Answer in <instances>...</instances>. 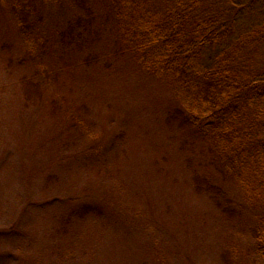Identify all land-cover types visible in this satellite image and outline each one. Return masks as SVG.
<instances>
[{
    "label": "trees",
    "instance_id": "1",
    "mask_svg": "<svg viewBox=\"0 0 264 264\" xmlns=\"http://www.w3.org/2000/svg\"><path fill=\"white\" fill-rule=\"evenodd\" d=\"M91 68L162 80L160 137L91 115L74 87ZM0 77L33 140L0 139V264H264V0H0ZM104 141L114 167L93 169ZM160 178L171 219L153 211Z\"/></svg>",
    "mask_w": 264,
    "mask_h": 264
},
{
    "label": "rangeland",
    "instance_id": "2",
    "mask_svg": "<svg viewBox=\"0 0 264 264\" xmlns=\"http://www.w3.org/2000/svg\"><path fill=\"white\" fill-rule=\"evenodd\" d=\"M117 64L125 65L126 60L121 59ZM111 73L113 77L107 76L108 72L106 71L101 73V70H98L96 68L94 71H92L91 68L90 71L88 72L87 77L85 76L80 77L79 82L76 83L74 86V87H78L77 90L75 91L78 97L84 99V102H82V104L88 106L91 109V115H92V103L94 104V110L95 111L97 110L96 112L95 111L93 112L95 116H104L107 118L111 113L114 112L115 115L114 119L119 117L118 119L127 120V125L129 126L131 131L128 130H124V131H126L128 137H132L131 139L135 138L137 134L142 135L143 133L140 130H145L149 134H151L150 129L153 128L155 129V127L158 124L160 123L163 124V120L166 121L165 110L162 109L161 104L163 102H166L168 99L167 95H166L167 99L165 98V92L169 91L170 94L172 93L170 92V90H168L165 87V84L162 80L157 79L159 81L158 82L152 79H149V81L146 79L142 81L141 87L143 88L132 87V89H127L126 84L122 83L125 82L124 79H120L118 77V76H122L121 74H125V73L119 72L118 70L113 71ZM140 76L142 79L146 78L145 75H140ZM90 77H92V80H90ZM87 80L89 81V83ZM97 81H100V83H97ZM143 84L145 86H143ZM156 99L158 104L154 103ZM4 100L5 103L3 104V108H2V104L0 107V139L2 140V143L3 142L7 143L8 141L6 145L14 146L15 144H17L18 140H20L19 143L23 144L24 146L32 145L33 140L29 136L24 135V133L20 134L21 132H19V130L14 129L15 123L13 124V122H9L7 120L5 111L8 108L7 106L9 105V99L5 98ZM157 108H159V111L157 110ZM9 119H11V117H9ZM138 121H140L141 125L143 126L140 127V130L136 129ZM8 128L9 131H12V134H10V132L6 133V130H8ZM152 132L155 134L156 137H160L157 135L158 132L156 130ZM167 133L168 135H166L165 132L164 135L162 136V140L164 142L158 141L157 144L159 149L160 147L162 149L163 146L162 143L165 144L164 147L166 149H162V150L164 152H168V156L170 155L171 160L169 162H165L162 169L167 170L165 168L166 167L169 168V170L172 171L171 177H173L174 179L176 178V174L180 175L181 173L176 171V169L183 170V165L185 166L186 170L187 168H186V164L184 163L185 157H183L182 153L179 151L178 144L176 145L174 142H172L171 132L167 131ZM20 135H23L25 138H23ZM104 143H106V141H104L101 145L98 144V146L92 148V157L90 158L92 159L91 163L93 169H96V167L101 164L110 170L114 167L112 154L115 153L117 146L116 144H114L111 147L107 143L106 144ZM30 150H35V149L31 148ZM17 155H18V151H17ZM143 160L145 159L143 158ZM91 163H89V165ZM115 164L117 165L118 163ZM167 178H160L156 181L150 182V187L155 188L157 190L160 188L163 191H165L164 194L162 193L159 194L155 191L157 194L156 196H154L155 199H158L161 203L155 202L153 211L157 212V216L162 219L164 218L171 219L169 217L170 216L169 214L175 209L169 210L167 206L176 203L177 200L171 194L172 184H171V180L169 179L167 180ZM166 183L167 186L163 187L164 185H166ZM163 200H167L169 203L168 204L162 203ZM112 223L114 224L115 222L112 221ZM122 224L123 223L122 222L120 223L119 221L118 225H122ZM114 227L122 229V227H119L116 224ZM125 227L132 228V226L130 227L123 226V228ZM139 229H141L142 231L145 230L146 232L149 233L156 231L155 227L151 223H148L143 226L141 225V227H139L138 230Z\"/></svg>",
    "mask_w": 264,
    "mask_h": 264
}]
</instances>
